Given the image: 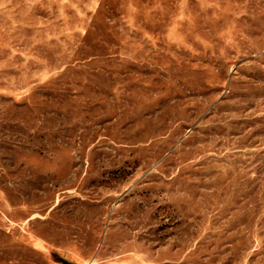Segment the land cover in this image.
<instances>
[{"label":"rangeland","instance_id":"374dc122","mask_svg":"<svg viewBox=\"0 0 264 264\" xmlns=\"http://www.w3.org/2000/svg\"><path fill=\"white\" fill-rule=\"evenodd\" d=\"M264 264V0H0V264Z\"/></svg>","mask_w":264,"mask_h":264},{"label":"trees","instance_id":"16d2710c","mask_svg":"<svg viewBox=\"0 0 264 264\" xmlns=\"http://www.w3.org/2000/svg\"><path fill=\"white\" fill-rule=\"evenodd\" d=\"M54 258L57 262H59V264H76L72 261H69V260L59 256L58 254H54Z\"/></svg>","mask_w":264,"mask_h":264},{"label":"crops","instance_id":"0c3cea01","mask_svg":"<svg viewBox=\"0 0 264 264\" xmlns=\"http://www.w3.org/2000/svg\"><path fill=\"white\" fill-rule=\"evenodd\" d=\"M56 254V253H55ZM60 256V255H59ZM62 257V256H61ZM64 258V257H63ZM66 259V258H65ZM68 260V259H67ZM70 261V260H69ZM59 263V262H58ZM77 264V263H76Z\"/></svg>","mask_w":264,"mask_h":264}]
</instances>
